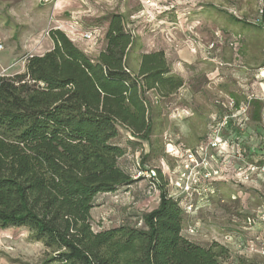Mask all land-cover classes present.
I'll return each mask as SVG.
<instances>
[{
  "label": "trees",
  "instance_id": "1",
  "mask_svg": "<svg viewBox=\"0 0 264 264\" xmlns=\"http://www.w3.org/2000/svg\"><path fill=\"white\" fill-rule=\"evenodd\" d=\"M49 34L53 47L28 56L25 71L0 75V226L28 228L54 252L47 264H222L225 246L182 235V199L168 192L160 167H152L160 201L141 227L94 231L96 196L143 180L135 171L146 168L152 154L166 155L165 146L157 150L152 142L164 135L158 105L175 96L184 79L163 51L142 53L138 71L130 67L135 39L122 14L111 16L97 56L62 29ZM259 116L256 105L252 118ZM122 130L133 144H150L135 171L123 162Z\"/></svg>",
  "mask_w": 264,
  "mask_h": 264
},
{
  "label": "rangeland",
  "instance_id": "2",
  "mask_svg": "<svg viewBox=\"0 0 264 264\" xmlns=\"http://www.w3.org/2000/svg\"><path fill=\"white\" fill-rule=\"evenodd\" d=\"M260 4L261 0H0V39L4 43L0 73L14 72L28 56L45 53L51 46L49 32L56 28L97 56L105 48L111 16L122 14L135 39L128 58L130 67L137 69L142 53L163 51L172 72L184 79V87L175 96L161 103L158 100V122L164 135L154 136L152 142L157 150L165 146L166 155L152 154L147 167L162 168L168 192L185 197L175 183L186 150L207 139L213 124H208V115L219 117L215 101L257 94L250 79L264 62ZM88 29L96 31L91 40L81 37ZM212 43L215 46L209 48ZM179 107H189L188 118H180L184 110H176ZM184 128L198 132L185 133ZM117 141L127 148L123 162L134 171L141 154L151 150L147 141L133 144L124 130ZM234 176L235 180L221 187L216 202L202 200L204 193L194 195L198 210L184 209L182 235L203 246L213 242L225 246L222 264H264V235L260 233L264 180L250 185L236 166ZM159 201L160 190L151 179L98 194L91 211L93 229L98 232L123 224L141 227L143 215ZM53 254L43 241L32 238L28 228L0 226V264H47Z\"/></svg>",
  "mask_w": 264,
  "mask_h": 264
},
{
  "label": "built area",
  "instance_id": "3",
  "mask_svg": "<svg viewBox=\"0 0 264 264\" xmlns=\"http://www.w3.org/2000/svg\"><path fill=\"white\" fill-rule=\"evenodd\" d=\"M260 17L259 21L264 28L263 0H261L260 4ZM95 32V30L91 29L85 30L82 32L81 37L91 40L95 36ZM214 46L215 44L212 43L209 48ZM3 49L4 43L0 39V51ZM257 77L264 79V66L257 69ZM254 101L263 104L262 123L264 124V93L249 92L244 94L243 99L230 97L215 101V105L220 109L221 115L211 125L207 139L196 148L186 150L182 171L179 174L178 181L175 183L185 194V197L172 196L182 199V205L186 211H191L193 208L198 210V202L194 198L195 194L201 195L204 193L202 200L207 203L210 202L211 194L215 193L212 183L216 178L222 176V170L218 163H222L224 166L234 163L233 166L235 165L237 170L240 171V175L245 182L250 181L254 174L261 175L264 180L263 155L258 153V148L246 146L243 140L244 118L248 115ZM262 142L261 150L264 152V134ZM197 171L201 173L197 174ZM134 178L155 180L157 171L150 167L139 169Z\"/></svg>",
  "mask_w": 264,
  "mask_h": 264
},
{
  "label": "crops",
  "instance_id": "4",
  "mask_svg": "<svg viewBox=\"0 0 264 264\" xmlns=\"http://www.w3.org/2000/svg\"><path fill=\"white\" fill-rule=\"evenodd\" d=\"M52 47H53V42L51 40V46L49 47V49H51ZM37 55H41V54H37ZM25 64H26V60H23L22 61V66L18 70L14 71V72H9V71H5V72H7L8 75L21 73V72L25 71ZM139 66H140V61H138V64L136 65L137 69H134L132 67L131 68L134 71H138ZM261 66H264V62H263V64ZM261 66H259V67H261ZM0 75H1V73H0ZM250 80H252V83H251L250 86L253 87V85H256L257 94H263L264 93V79H259L257 77V71H256V73L253 74V76H252V78ZM239 95H241V94H239ZM242 98H243V96H242ZM256 105H260V116H259V120L254 121V119L252 118V115L254 114V110L256 108ZM252 107H253L254 110H252ZM179 109H181V111L184 110V113L181 114L180 118H182V119L186 118V117L188 118V116H186L185 113L189 110V107L176 108V110H179ZM218 110H219L218 111L219 114L217 116L220 117L221 112H220L219 108H218ZM262 110H263V104L262 103H260L258 101H254L252 103V106H251V109H250L248 115L245 116V118H244L245 123H244V127H243V140H244V144L246 146H254V147L258 148V153L261 154V155H264V152L261 150L262 144H263L262 136L264 134V124L262 123ZM208 116H209V118H208L207 121H208L209 125L211 123H214L215 121H217L219 119V117H218V119L215 118V116L213 114L208 115ZM204 119H205V122H207L206 121V116H205ZM184 131H185V133L198 132L197 130H192L191 128H190V130H189V128H187V129L184 128L183 132ZM204 133H206V127L203 129V134ZM198 136H199L198 138L201 137V135H198ZM203 142L204 141H202L200 144H202ZM218 166L222 170V176H220V177L215 179L218 182V184H216L217 193L209 198L210 199L209 200L210 203L216 202V198L215 197H219L218 195L221 194V187L222 186L229 185L228 184L229 180H231V181L235 180V176H234L235 167L233 166V164H230L228 166H224L222 163H218ZM237 176H238V174H237ZM262 182H263V179H262L261 175L254 174L252 176V179L250 181H248L247 183L250 184V185H260ZM221 201L223 202L224 200H221ZM196 211H197V209H196ZM260 229H261L260 233L262 235H264V225L260 226Z\"/></svg>",
  "mask_w": 264,
  "mask_h": 264
}]
</instances>
